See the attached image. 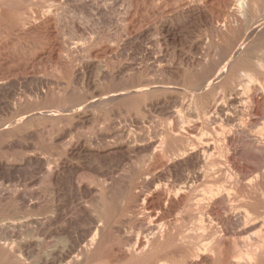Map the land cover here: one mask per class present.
Segmentation results:
<instances>
[{
  "label": "rangeland",
  "instance_id": "rangeland-1",
  "mask_svg": "<svg viewBox=\"0 0 264 264\" xmlns=\"http://www.w3.org/2000/svg\"><path fill=\"white\" fill-rule=\"evenodd\" d=\"M241 1L0 0V264H199L171 260L189 240L224 264L264 234L243 215L264 210L257 51L202 84L264 22Z\"/></svg>",
  "mask_w": 264,
  "mask_h": 264
},
{
  "label": "bare ground",
  "instance_id": "bare-ground-1",
  "mask_svg": "<svg viewBox=\"0 0 264 264\" xmlns=\"http://www.w3.org/2000/svg\"><path fill=\"white\" fill-rule=\"evenodd\" d=\"M226 1V0H225ZM236 1V0H235ZM241 1V0H240ZM120 2V1H119ZM139 2V1H138ZM148 2H150V1H148ZM156 2V1H155ZM222 2V1H221ZM242 2V4H241V6H243V1H241ZM246 2V1H245ZM146 3V2H145ZM170 3V2H169ZM250 3H252V1H250ZM258 3H260V2H258ZM263 3V2H262ZM171 4V3H170ZM238 4V3H237ZM239 5V4H238ZM245 5V4H244ZM225 6V5H224ZM246 6V5H245ZM252 6V5H251ZM195 8V7H194ZM198 8V7H197ZM197 8L195 9V10H197ZM243 8L245 9V7L243 6ZM243 8H241L242 10H243ZM136 10H137V8H136ZM191 11H192V9H190ZM180 11V10H179ZM193 11H194V9H193ZM232 11V10H231ZM240 11V10H239ZM189 12V11H188ZM243 12H244V10H243ZM250 13V12H249ZM243 14V13H242ZM241 15V14H240ZM253 15H254V13H253ZM259 15V14H258ZM252 16V15H251ZM262 16V15H261ZM244 17V16H243ZM250 17V16H249ZM259 17V16H258ZM263 17V16H262ZM143 18V17H142ZM223 18V17H222ZM261 18V17H260ZM259 19V18H258ZM139 20V19H138ZM264 20V19H263ZM253 21V20H252ZM141 22V21H140ZM260 22V21H259ZM257 23V22H253L252 24H250V26L246 29V31H245V33H244V35L242 36V38H241V36H240V42H239V44L233 49V50H231V53L228 55V56H226L224 59H222L221 61L222 62H220L221 64L218 66V68H217V70L214 72V74H212V77H209V78H207L205 81H204V83H202L203 85H206V86H211V84L212 83H214L215 84V81L217 80V79H219V78H221L222 76H224L225 74H226V71H227V69L229 68V66L230 65H233L235 62H237L240 58H241V56H243V55H245V56H247V57H252V55H253V53L254 52H256L257 51V57L255 58V65H256V67H258L263 73H264V40H258L259 38H256L257 36H263L264 37V22L262 23ZM239 23H240V21H239ZM245 23V22H244ZM53 26V25H52ZM54 27V26H53ZM241 35V34H240ZM229 46H230V44H229ZM232 47V46H231ZM229 48V47H228ZM154 52V51H153ZM94 57V56H93ZM221 59V58H220ZM155 63V62H154ZM214 66V65H213ZM251 69V68H250ZM213 71V70H212ZM243 72V71H242ZM249 73V72H248ZM243 76V75H242ZM248 76H249V78L250 79H255V73L254 72H251V73H249L248 74ZM220 80V79H219ZM218 80V81H219ZM263 80V79H262ZM257 81V80H256ZM217 82V81H216ZM258 82V81H257ZM52 83V82H51ZM246 84V83H245ZM259 84H260V82H259ZM262 84V83H261ZM197 85V84H196ZM252 85V84H251ZM256 85V84H255ZM48 86H50V85H48ZM159 86V85H158ZM161 86V85H160ZM200 86H202V85H200ZM249 86V85H248ZM257 86V85H256ZM153 87V86H152ZM157 87V86H156ZM166 87V86H165ZM171 87V86H170ZM175 87V86H174ZM260 87V86H259ZM142 88V87H141ZM145 88V87H144ZM144 88H143V90H144ZM150 88V87H149ZM193 88V87H192ZM203 88H204V86H203ZM208 88V87H207ZM263 88V87H262ZM199 89V88H198ZM142 89H138V90H136L135 92H140V91H143ZM192 90V89H191ZM193 91V90H192ZM129 92V91H128ZM264 93V92H263ZM122 95H123V93H121ZM120 93L116 96L117 97V99H120L118 96L119 95H121ZM130 94V93H129ZM111 95V94H110ZM113 95V94H112ZM261 95V94H260ZM124 96H126V94H124ZM130 96V95H129ZM99 97V96H98ZM101 97V96H100ZM102 97H104L105 98V95L104 96H102ZM257 97V96H256ZM97 98V97H96ZM111 98V97H110ZM244 98V97H243ZM98 99V98H97ZM116 99V98H115ZM92 101H90V102H93V99H91ZM104 100V99H103ZM124 100V99H123ZM254 100H255V98H254ZM260 100H264V94L262 95V97H261V99ZM259 100V94H258V103L259 102H261ZM110 101V100H109ZM99 103V102H98ZM101 103V102H100ZM252 103V102H251ZM204 104V103H203ZM236 104V103H235ZM257 104V103H256ZM259 104H261V103H259ZM263 105V104H262ZM80 106V105H79ZM104 106V105H103ZM151 106V105H150ZM154 106H156V105H154ZM221 106V105H220ZM258 106V105H257ZM261 106V105H260ZM74 107V106H73ZM94 107V106H93ZM217 107V106H216ZM75 108V107H74ZM74 108H73V110H74ZM209 108V107H208ZM257 108V107H256ZM176 109V108H175ZM69 111H72V109H69ZM75 111H77V110H74L73 112L75 113ZM225 111H226V109H225ZM158 112V111H157ZM32 114V113H31ZM38 114V113H37ZM66 114V113H65ZM247 114V113H246ZM255 114V113H254ZM218 116V115H217ZM225 116V115H224ZM256 116V115H255ZM254 116V117H255ZM258 116V115H257ZM173 117V116H172ZM228 117V116H227ZM221 118V117H220ZM246 118V117H245ZM83 120V119H82ZM256 120V119H255ZM221 121V120H220ZM19 122V121H18ZM17 122V123H18ZM218 123V122H217ZM226 123V122H225ZM216 124V123H215ZM252 124V123H251ZM261 125V124H260ZM259 125V126H260ZM258 126V127H259ZM263 128H259L260 129V131H259V134H260V137H261V144H262V147L261 148H263V150H264V123H263ZM258 129V128H257ZM138 130V129H137ZM241 130V129H240ZM173 131V130H172ZM69 132V131H68ZM254 132V131H253ZM128 133V132H127ZM164 133V132H163ZM215 133V132H214ZM56 134V133H55ZM68 134V133H67ZM154 134V133H153ZM70 135V134H69ZM105 135V134H104ZM103 135V136H104ZM79 137V136H78ZM247 137V136H246ZM103 138V137H102ZM154 138V137H153ZM248 138V137H247ZM123 139V138H122ZM125 139V138H124ZM132 140V139H131ZM71 142V141H70ZM207 142H208V140H207ZM82 143V142H81ZM87 143V142H86ZM158 143V142H157ZM157 143H155V144H157ZM154 144V145H155ZM212 144V143H211ZM260 144V145H261ZM83 145V144H82ZM87 145V144H86ZM205 146H204V149H203V152L204 153H210L213 149H212V147L213 146H211L209 143L208 144H204ZM136 147V145L134 144H128V150L129 151H131L130 149H133V148H135ZM124 148V147H123ZM130 148V149H129ZM149 148V147H148ZM223 148V147H222ZM77 149V148H76ZM126 149V148H125ZM136 149H138V148H136ZM153 149V148H152ZM141 150V149H140ZM201 150V149H200ZM79 151V150H78ZM144 151V150H143ZM85 154V153H84ZM125 154V153H124ZM128 154V153H127ZM137 154V153H136ZM202 154V153H201ZM211 154V153H210ZM173 155V154H172ZM57 156V155H56ZM108 156V155H107ZM159 156V155H158ZM203 156H204V154H203ZM132 157V156H131ZM201 157H202V155H201ZM219 158V157H218ZM232 158V157H231ZM195 159V158H194ZM103 160V159H102ZM191 160V159H190ZM134 162V161H133ZM136 162V161H135ZM147 162V161H146ZM158 162V161H157ZM221 162V161H220ZM204 163V162H203ZM213 164V163H212ZM211 164V165H212ZM46 165V164H45ZM159 165V164H158ZM163 165V164H162ZM207 166V165H206ZM226 166V165H225ZM98 167V166H97ZM111 168H112V166H111ZM161 168H162V166H161ZM160 168V169H161ZM200 168V167H199ZM219 168V167H218ZM120 169V168H119ZM154 169V168H153ZM197 169V168H196ZM221 169V168H220ZM219 169V170H220ZM225 169H227V168H225ZM209 170V169H208ZM229 170V169H228ZM240 170V169H239ZM261 172V171H260ZM98 173V172H97ZM151 173V172H150ZM214 173V172H213ZM222 173V172H221ZM233 173V172H232ZM66 174V173H65ZM160 174V173H159ZM182 174V173H181ZM204 174V173H203ZM212 174V173H211ZM41 175V174H40ZM110 175V174H109ZM122 175V174H121ZM178 175V174H177ZM201 175V173L199 174V176ZM205 175V174H204ZM204 175H202V176H204ZM233 175V174H232ZM156 176V175H155ZM159 176V175H158ZM125 177V176H124ZM201 177V176H200ZM200 177H199V179H200ZM158 178V177H157ZM201 178H204V177H201ZM242 178V177H241ZM245 178V177H244ZM109 179V178H108ZM115 179V178H114ZM117 179V178H116ZM115 179V180H116ZM60 180V179H59ZM76 180V179H75ZM89 180V179H88ZM97 180V179H96ZM103 180V179H102ZM151 180V179H150ZM201 180V179H200ZM157 181V180H156ZM161 181H162V179H161ZM177 181V180H176ZM191 181V180H190ZM190 181H188V180H186V181H183V182H181V184H180V186H178L179 187V189H174V193H176V191L178 190V192L179 191H182L184 194L182 195V196H186L185 197V199H187V201L190 199V197L192 196H190L189 197V195H188V192L193 188V187H195V180L194 181H192V182H194V186H193V184L190 182ZM199 181V180H198ZM208 181V180H207ZM105 182V181H104ZM116 182V181H115ZM180 182V181H179ZM239 182V181H238ZM34 183V182H33ZM119 183V182H118ZM117 183V184H118ZM198 183V182H197ZM160 184V183H159ZM85 186V185H84ZM148 186V185H147ZM64 188V187H63ZM260 188V187H259ZM134 189V188H133ZM77 191V190H76ZM173 191V190H172ZM169 192V191H168ZM178 192H177V194H178ZM191 192V191H190ZM57 193V192H56ZM95 194V193H94ZM137 194V193H136ZM175 195V197L176 196H178V195ZM77 196V195H76ZM147 196V195H146ZM161 196H163L164 198H167V200L168 201H170V203H171V201L173 202V200H174V197L172 198V197H170L169 196V194L167 193V192H165V191H162L161 192ZM260 196V195H259ZM184 197H183V199H184ZM179 198V197H178ZM180 198H181V194H180ZM262 198L264 199V192H263V196H262ZM35 199V198H34ZM78 199V198H77ZM142 199V198H141ZM150 199V198H149ZM251 199V198H250ZM152 200V199H151ZM150 200V201H151ZM224 200V199H223ZM245 200H248V199H245ZM181 201V200H180ZM250 201V200H249ZM93 202V201H92ZM145 202H147V201H145L144 200V203ZM149 202V201H148ZM193 202V201H192ZM251 202H253V201H251ZM89 203V202H88ZM111 203V202H110ZM177 203V202H176ZM248 204H249V202H247ZM93 204V203H92ZM226 204V203H225ZM228 204V203H227ZM246 204V203H245ZM247 204V208L245 209V214L243 213V215H244V220L246 221V223H248L247 224V226L246 227H248L249 225H251V226H256V225H258V224H260V225H264V210L263 211H256V209H254L255 208V205H253V207L254 208H252V207H250L249 205ZM145 205H150L149 203H145ZM151 205H153L152 203H151ZM238 205V204H237ZM239 205H242V204H240L239 203ZM238 205V206H239ZM252 205V204H251ZM63 206V205H62ZM113 206V205H112ZM154 206H156V205H154ZM200 206V205H199ZM244 206H246V205H244ZM257 206V205H256ZM85 207V206H84ZM100 207V206H99ZM137 207V206H136ZM208 207V206H207ZM240 207V206H239ZM263 207V206H262ZM62 208V207H61ZM113 208V207H112ZM149 208H150V206H149ZM148 208V209H149ZM152 208V207H151ZM150 208V209H151ZM221 208V207H220ZM257 208V207H256ZM258 208H260V207H258ZM110 209H111V207H110ZM198 209V208H197ZM207 209V208H206ZM141 210V209H140ZM174 210V209H173ZM191 210V209H190ZM15 211V210H14ZM113 211H115V210H113ZM132 211V210H131ZM192 211V210H191ZM90 212V211H89ZM179 212V211H178ZM190 212V211H189ZM188 212V213H189ZM201 212V211H200ZM200 212H199V214H200ZM208 212H209V210H208ZM115 213V212H114ZM191 213V212H190ZM193 213V212H192ZM219 213V212H218ZM217 213V214H218ZM24 214V213H23ZM149 214V213H148ZM52 215V214H51ZM115 215V214H114ZM156 215V214H155ZM196 215V214H195ZM207 215V214H206ZM212 215V214H211ZM73 216V215H72ZM118 216V215H117ZM139 216V215H138ZM148 216V215H147ZM164 216V215H163ZM203 216V215H202ZM205 216V215H204ZM214 216V215H213ZM56 217V216H55ZM166 217V216H165ZM20 218V217H19ZM62 218V217H61ZM233 218V217H232ZM58 219V218H57ZM56 219V220H57ZM158 219V218H157ZM213 219V218H212ZM208 220V219H207ZM215 220V219H214ZM18 221H19V219H18ZM41 221V220H40ZM39 221V222H40ZM159 221V220H158ZM216 221V220H215ZM237 221V220H236ZM8 222V221H7ZM66 223V222H65ZM141 223V222H140ZM207 223V222H206ZM15 224V223H14ZM18 224V223H17ZM38 224V223H37ZM54 224V223H53ZM85 224V223H84ZM188 224V223H187ZM4 225V224H3ZM92 225V224H91ZM97 225H99V224H97ZM101 225V224H100ZM99 225V226H100ZM131 225V224H130ZM147 225V224H146ZM10 226V225H9ZM12 226V225H11ZM36 226V225H35ZM63 226V225H62ZM88 226V225H87ZM98 226V227H99ZM208 226V225H207ZM250 226V227H251ZM259 226V225H258ZM13 227V226H12ZM159 227V226H158ZM240 227V226H239ZM238 227V228H239ZM72 228V227H71ZM100 228H101V226H100ZM176 228V227H175ZM254 228V227H253ZM252 228V229H253ZM1 229V228H0ZM20 229V228H19ZM95 229H96V227H95ZM189 229V228H188ZM230 229V228H229ZM257 229V228H256ZM11 230V229H10ZM100 230V229H99ZM154 230V229H153ZM153 230H151V233H152V231ZM173 230V229H172ZM251 229H249V228H246V230H245V233L247 232V233H249V232H252V231H250ZM145 231V230H144ZM262 231V230H261ZM155 231H153V233H154ZM238 232V231H237ZM243 232V231H242ZM56 233V232H55ZM95 233H96V231H95ZM212 233V232H211ZM220 233V232H219ZM244 233V232H243ZM244 233V234H245ZM253 233V232H252ZM262 233V232H261ZM261 233H255L254 234V236H245L244 237V242H247V244L246 243H244V244H246L245 245V248H242V249H238L239 251H238V253H237V255H233V256H230V254H228V252L226 251L223 255H222V262L224 263V264H259V263H261V261H262V258H264V234H261ZM156 233H154L153 235H155ZM178 234V233H177ZM30 235V234H29ZM92 235V234H91ZM96 235H97V233H96ZM181 235V234H180ZM193 235V234H192ZM191 235V236H192ZM253 235V234H252ZM186 236L187 235H185V238H186ZM238 236V235H237ZM58 237V236H57ZM90 237V236H89ZM155 237V236H154ZM157 237V236H156ZM155 237V238H156ZM181 237L182 236H180V239H181ZM183 237H184V234H183ZM196 237V236H195ZM65 238V237H64ZM155 238L152 240V241H154L155 240ZM171 238V237H170ZM185 238L183 239V240H185ZM199 238V237H198ZM230 238V237H229ZM56 239V238H55ZM94 239H96V236H95V238H94V236H92V238L90 239L92 242H93V240ZM142 239H143V237H142ZM141 239V240H142ZM187 239H189V236H187ZM190 239H191V237H190ZM193 239H194V236H193ZM202 239V238H201ZM204 239H206V238H204ZM204 239H202L201 241H205ZM89 240V239H88ZM89 240V241H90ZM196 240H197V238H196ZM199 240H200V238H199ZM198 240V242L200 243L201 241H199ZM90 241V242H91ZM239 241V240H238ZM144 242V241H143ZM218 242V241H217ZM89 243V242H88ZM243 243V242H242ZM145 244V243H144ZM142 242H138V249H140V250H143L144 249V245ZM160 244V243H159ZM187 244V243H186ZM23 245V244H22ZM78 245V244H77ZM189 246V248L187 249V250H185V251H183V250H181L179 253H177V254H173V255H170L171 256V260L173 261L174 259H176L178 256V259L179 260H176V261H174V262H190V263H192L193 261H196L197 263H199L200 264V262H201V264H206L207 262H209L210 263V261L212 260V258H214L213 257V255H214V252H215V245L214 244H207V242H204V243H202L200 246L198 245V243H194V240L193 241H190L189 240V244H188ZM217 245V244H216ZM220 245V244H219ZM60 246V245H59ZM136 247H137V245H136ZM27 248V247H26ZM62 248V250L64 249L63 247H61ZM60 248V249H61ZM75 248V247H74ZM56 249H58V245H57V247H56ZM59 249V250H60ZM69 249V248H68ZM68 249H67V251H68ZM84 250H85V246H84V248H83ZM217 249V248H216ZM236 249V250H237ZM28 250V249H27ZM59 250H58V252H59ZM65 250V249H64ZM71 250H74V249H71ZM89 250V249H88ZM136 250V249H135ZM180 250V249H179ZM56 251V250H55ZM107 251V250H106ZM52 252H53V250H52ZM66 252V251H65ZM64 252V253H65ZM178 252V251H177ZM55 253V252H54ZM63 253V254H64ZM74 253V252H73ZM217 253V252H216ZM234 253V252H233ZM58 254H60V253H58ZM68 254V253H67ZM66 254V255H67ZM70 254V253H69ZM30 255V254H29ZM57 255V254H56ZM62 256V255H61ZM65 256V255H64ZM30 257V256H29ZM69 258H70V260H72V259H76V255L75 254H70V256H68ZM62 258H64L63 256H62ZM65 258H67V257H65ZM64 258V259H65ZM167 258V257H166ZM170 257H168V259H169ZM187 258H190V260H188ZM63 259V260H64ZM165 259V258H164ZM63 260H60V263L63 261ZM69 260V261H70ZM188 260V261H187ZM64 261H66V260H64ZM173 262V263H174ZM203 262V263H202ZM161 263V262H160ZM159 263V264H160ZM217 263V262H216ZM54 264V263H53ZM62 264V263H61ZM162 264V263H161ZM165 264V263H164ZM170 264H172V263H170Z\"/></svg>",
  "mask_w": 264,
  "mask_h": 264
}]
</instances>
